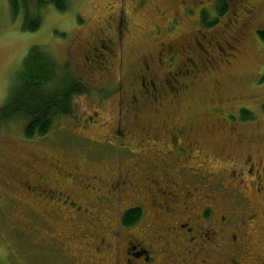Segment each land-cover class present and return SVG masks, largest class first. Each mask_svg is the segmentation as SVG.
I'll return each mask as SVG.
<instances>
[{"label":"rangeland","instance_id":"rangeland-1","mask_svg":"<svg viewBox=\"0 0 264 264\" xmlns=\"http://www.w3.org/2000/svg\"><path fill=\"white\" fill-rule=\"evenodd\" d=\"M191 1L186 13L180 4L181 9L176 7L181 1L172 0H155L150 9L143 12L136 11L133 1L131 9L130 0H123V5L121 0H69L65 11L50 3L42 9L40 28L31 31L24 28L23 12L15 15L10 0H0V108L8 102L23 62L34 46L51 53L61 69L69 67L78 73L92 91L75 100L77 116L62 117L45 137L28 138L25 118L3 125L0 131V264H83L97 238L95 234L105 229L102 224L87 223L84 214L93 216L95 223L99 217L107 220L108 214H113L116 219V211L111 206H103L101 195L93 189L99 185L92 176L113 178L122 168L131 169L136 159L160 162L154 147L149 146L151 148L147 150L134 144L140 142L142 135L136 134L134 139L137 141L132 140L134 153L124 150L117 154L113 153L114 147L101 141L108 136L107 128L102 131L103 127L95 124L83 129V121L90 114H104L103 118L112 120L110 113L115 112V107L114 98L102 103L99 96L93 94L98 82L104 84V80L88 74L81 58L86 42L105 28L103 25H107V20L123 7L131 19L127 34L130 45H126L124 51L127 60L132 55V70L144 66L145 59L149 60V56L157 53L160 43L173 42L180 46L181 42L192 43L196 36L204 46L192 57L198 65L203 64L208 54L216 55L214 45L209 41L215 43L229 33L226 24L231 16L225 11L219 13L215 0ZM251 1L254 18L246 31L241 52L232 58L231 64L201 73L183 101L178 102L168 95L159 112L149 106L140 111L136 126H145L158 133L157 130L189 125L207 153H222L225 158L229 153L236 158L247 152L264 155V43L258 35V29L264 28V0ZM162 11L168 18L174 13H180L182 17L168 20ZM157 26L161 27L159 33ZM175 67L178 68L177 64ZM165 69L168 71L169 67L166 65ZM242 108L254 113V119H242ZM238 133H241L240 137L236 135ZM254 142L257 145L254 146ZM33 158L58 162L73 173L67 177L68 183H61L73 200L82 205L80 212L46 196L29 198L23 191L5 185V179L16 183L20 176L19 166L23 167ZM50 173L59 181L63 179L53 170ZM202 173L207 172L202 170ZM90 180L92 183H88ZM218 181L225 183L229 190H235L236 195L244 193L235 178L217 177L215 182ZM87 184L92 185L89 190ZM250 195L264 214V198L255 192ZM232 197L235 198L231 195L223 200L216 198L215 202L230 210ZM126 201L125 198L122 203ZM237 209L241 210V207ZM84 232H92V235ZM60 242H64L65 251L59 248Z\"/></svg>","mask_w":264,"mask_h":264},{"label":"flooded vegetation","instance_id":"flooded-vegetation-1","mask_svg":"<svg viewBox=\"0 0 264 264\" xmlns=\"http://www.w3.org/2000/svg\"><path fill=\"white\" fill-rule=\"evenodd\" d=\"M132 1L136 11L141 12L155 2L130 0L131 9ZM172 1H181L176 7L181 9V5L184 13L193 2ZM218 1V8L231 16L226 24L230 31L215 43L209 41L216 55L208 54L203 64L198 65L192 57L203 45L196 36L192 43L185 41L180 46L173 42L160 43L157 53L145 59L144 66L132 70V55L127 60L124 51L130 45L127 34L131 19L123 7L86 42L81 58L85 71L96 75L95 79L104 80V84L95 85L93 94L102 103L114 98L115 112L110 113L109 121L103 118L104 114H90L83 121V129L95 124L103 127L102 131L107 128L108 136L101 141L114 147L113 153L117 154L124 150L134 153V144L147 150L152 146L159 153L160 162L136 159L131 169L122 168L113 178L92 176L99 185L93 189L101 195L103 206L116 211V219L108 214L107 220L99 217L95 223L93 216L84 214L87 223L102 224L105 229L95 234L97 238L83 264H264V214L250 195L255 192L264 198V155L247 152L236 158L229 153L225 158L222 153H207L189 125L157 130L158 133L136 126L140 111L149 106L159 112L168 95L183 101L195 78L231 64L232 58L241 52L254 18V5L251 0ZM154 7L157 8L155 3ZM161 14L168 20L182 17L180 13H174L171 18L166 12ZM156 32H161L160 26ZM98 91L103 94L100 96ZM136 134L142 135L140 142L134 139ZM236 135L240 137L241 133ZM132 140L137 142L132 144ZM50 170L63 179L54 178ZM19 172L16 183L4 180L10 189L23 191L29 198L46 196L80 212L82 205L73 200L61 183H68L67 177L73 173L60 163L33 158L19 166ZM217 177L235 178L244 193L236 195L225 183L215 182ZM88 187L92 185L87 184V190ZM227 195L235 196L230 199L233 202L230 210L215 202L216 198L223 200ZM125 198L127 201L122 203ZM239 206L241 210L237 209ZM131 211L138 214L129 223ZM88 234L91 236L92 232ZM60 243L59 248L65 251L64 242Z\"/></svg>","mask_w":264,"mask_h":264},{"label":"trees","instance_id":"trees-1","mask_svg":"<svg viewBox=\"0 0 264 264\" xmlns=\"http://www.w3.org/2000/svg\"><path fill=\"white\" fill-rule=\"evenodd\" d=\"M185 1L188 4L191 0ZM215 1L216 10L222 14L224 11L217 6L220 1ZM50 3L61 11L69 6V0H10L15 15L23 12L24 28L31 31L40 28L42 9ZM258 35L264 43V28L258 30ZM88 93L92 91L78 73L69 67L61 69L51 53L34 46L23 62L8 102L0 108V131L3 125L25 118L28 138L45 137L62 117L75 116V100ZM240 114L244 120L254 119V113L247 108H242ZM137 214V211H131L128 222L131 223Z\"/></svg>","mask_w":264,"mask_h":264},{"label":"bare ground","instance_id":"bare-ground-1","mask_svg":"<svg viewBox=\"0 0 264 264\" xmlns=\"http://www.w3.org/2000/svg\"><path fill=\"white\" fill-rule=\"evenodd\" d=\"M157 153V152H156Z\"/></svg>","mask_w":264,"mask_h":264}]
</instances>
